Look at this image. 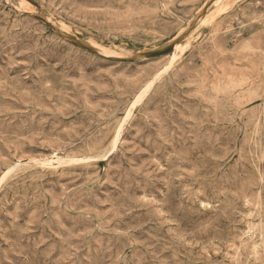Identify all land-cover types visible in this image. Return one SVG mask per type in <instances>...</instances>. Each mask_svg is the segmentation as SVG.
Masks as SVG:
<instances>
[{
	"label": "rangeland",
	"instance_id": "obj_1",
	"mask_svg": "<svg viewBox=\"0 0 264 264\" xmlns=\"http://www.w3.org/2000/svg\"><path fill=\"white\" fill-rule=\"evenodd\" d=\"M15 1L0 264H264V0Z\"/></svg>",
	"mask_w": 264,
	"mask_h": 264
},
{
	"label": "bare ground",
	"instance_id": "obj_2",
	"mask_svg": "<svg viewBox=\"0 0 264 264\" xmlns=\"http://www.w3.org/2000/svg\"><path fill=\"white\" fill-rule=\"evenodd\" d=\"M13 3H16V1L15 0H11ZM147 1V0H146ZM165 1V0H164ZM135 2V1H134ZM150 3V2H149ZM166 3V2H165ZM155 4V3H154ZM129 5V4H128ZM137 5H138V3H137ZM151 5V4H150ZM139 6V5H138ZM153 6V5H152ZM156 6V5H155ZM157 6H158V4H157ZM157 6H156V8H157ZM133 7H135V6H133ZM173 8V7H172ZM130 9V8H129ZM142 9V8H141ZM144 10V9H143ZM142 10V11H143ZM131 11H133V10H131ZM136 12V11H135ZM144 12V11H143ZM126 13H127V11H126ZM133 13V12H132ZM125 14V13H124ZM140 14H141V11H140ZM120 15V14H119ZM42 17V16H41ZM47 20H48V18H47ZM45 22V21H44ZM48 23V22H47ZM66 31V30H65ZM71 39V38H70ZM76 40V39H75ZM82 41V40H81ZM173 76V75H172ZM180 78V77H179ZM178 79V78H177ZM181 79V78H180ZM192 81V80H191ZM239 86V85H238ZM219 87V86H218ZM218 87H217V89H218ZM221 87V86H220ZM219 87V88H220ZM223 88V87H222ZM236 88V87H235ZM225 89V88H224ZM220 90V92H221V89H219ZM226 90V89H225ZM224 91V90H223ZM222 91V92H223ZM229 91V90H228ZM227 91V92H228ZM255 92V91H254ZM230 93V92H229ZM255 93H257V92H255ZM217 94H218V92H217ZM224 94H226L225 92H224ZM223 94V95H224ZM254 94V93H253ZM219 95H220V93H219ZM250 95V94H249ZM252 95V94H251ZM222 98V97H221ZM243 98V97H242ZM219 100H220V98H218ZM234 99V98H233ZM214 100V99H213ZM218 100V101H219ZM247 100H248V98H247ZM252 100V99H251ZM250 100V101H251ZM253 100H254V98H253ZM217 101V100H216ZM222 100H220V102H221ZM224 101V100H223ZM234 101V100H233ZM236 101V100H235ZM237 101H239L238 100V98H237ZM236 101V102H237ZM235 102V103H236ZM31 103H33V102H31ZM225 103V102H224ZM238 103V102H237ZM230 104V103H229ZM222 106H223V103H222ZM221 106V107H222ZM233 106H234V104H233ZM240 106V105H239ZM238 106V107H239ZM217 107V106H216ZM215 107V108H216ZM225 107V106H224ZM115 108V107H114ZM61 109H63V108H61ZM227 109V108H226ZM252 109H253V107H252ZM222 110H223V108H222ZM219 111V110H218ZM73 112V111H72ZM226 112H227V110H226ZM69 113V112H68ZM237 113V112H236ZM257 113V112H256ZM64 114V113H63ZM234 114V113H233ZM216 114H214V116H215ZM226 116H227V114H225ZM236 115V114H235ZM259 115V114H258ZM213 116V115H212ZM228 116H230V115H228ZM220 117H222V116H220ZM85 119V118H84ZM231 119H234V118H232L231 117ZM246 119V118H245ZM264 119V118H263ZM88 120H90V119H88ZM209 120H211V119H209ZM219 120V119H218ZM227 120H228V118H227ZM83 121V120H82ZM85 121V120H84ZM87 121V120H86ZM91 121V120H90ZM112 121V120H111ZM233 121V120H232ZM218 122V121H217ZM234 122V121H233ZM259 122V121H258ZM83 123V122H82ZM207 123H208V120H207ZM221 123V122H220ZM222 123H223V121H222ZM260 123V122H259ZM85 124V123H84ZM90 124V123H89ZM228 124V123H227ZM95 125V124H94ZM222 125V124H221ZM224 125V124H223ZM222 125V126H223ZM88 126V125H87ZM97 126V125H96ZM95 126V127H96ZM213 126V125H212ZM251 125H249V128H251L250 127ZM231 127V126H230ZM237 127V126H236ZM256 127V126H255ZM260 127V126H259ZM262 127V126H261ZM260 127V128H261ZM90 128V127H89ZM219 128V127H218ZM245 128V127H244ZM257 128V127H256ZM108 129V128H107ZM217 129V128H216ZM253 129H255V128H253ZM72 130H75V129H72ZM80 130H81V128H80ZM119 130V129H118ZM219 130V129H218ZM251 130H252V128H251ZM257 130V129H256ZM83 131V130H82ZM93 131V130H92ZM105 131H107V130H105ZM121 131V130H120ZM211 132H212V130H210ZM221 132H223L222 130H220ZM81 132V131H80ZM228 132V131H227ZM244 132H245V130H244ZM250 132V131H249ZM257 132V131H256ZM73 133V132H72ZM247 133V132H246ZM245 133V134H246ZM262 133H263V131H262ZM99 134V133H98ZM254 134V133H253ZM84 135V134H83ZM248 135V134H247ZM250 136H251V134H249ZM259 135V134H258ZM70 137H71V135H69ZM73 136V135H72ZM80 136V135H79ZM79 136H77V137H79ZM117 136V135H116ZM254 136V135H253ZM256 136V135H255ZM260 136H263V135H260ZM102 137V136H101ZM118 137V136H117ZM224 137V136H223ZM84 138V137H83ZM221 138V137H220ZM231 138H232V136H231ZM235 138V137H234ZM246 138V137H245ZM244 138V139H245ZM73 139H75V138H73ZM80 139V138H79ZM94 139V138H93ZM118 139V138H117ZM117 139H115V141L117 140ZM252 139H254V137L252 138ZM262 139L264 140V138L262 137ZM227 140H229V139H227ZM256 140V139H255ZM252 141V140H251ZM231 141H229V143H230ZM262 142V141H261ZM87 143V142H86ZM243 143V142H242ZM60 144V143H59ZM114 144V143H113ZM248 144V143H247ZM260 144V143H259ZM58 145V144H57ZM61 145H62V143H61ZM71 145V144H70ZM82 145V144H81ZM228 145V144H227ZM256 145V144H255ZM69 146V145H68ZM114 146H115V144H114ZM240 146H242V145H240ZM83 147V146H82ZM73 148H74V146H73ZM115 148H116V146H115ZM75 149V148H74ZM114 149V148H113ZM259 149V148H258ZM252 151V150H251ZM258 151H260V150H258ZM204 152V151H203ZM230 152V151H229ZM205 154V153H204ZM259 154V153H258ZM63 156V155H62ZM260 156V155H259ZM202 157V156H201ZM201 157H199V158H201ZM263 157V156H262ZM57 158V157H56ZM198 158V159H199ZM264 159V158H263ZM58 160V159H57ZM62 160V159H61ZM205 160V159H204ZM235 161V160H234ZM68 162V161H67ZM71 163H73L72 161H70ZM69 162V163H70ZM75 162V161H74ZM201 164V163H200ZM42 165V164H41ZM52 166V165H51ZM104 166V165H103ZM202 166H203V164H202ZM259 166V165H258ZM197 168V167H196ZM256 168V167H255ZM258 168V167H257ZM263 169V168H262ZM260 170V169H259ZM258 172V171H257ZM257 174V173H256ZM259 176V175H258ZM264 177V176H263ZM261 178V177H260ZM193 179H194V177H193ZM264 179V178H263ZM263 179H262V181H263ZM4 180V179H3ZM84 181V180H83ZM191 181V180H190ZM261 181V182H262ZM260 182V181H259ZM193 183V182H192ZM239 184V183H238ZM260 184H262V183H260ZM189 185V184H188ZM263 187V186H262ZM48 188V187H47ZM244 188V187H243ZM246 189V188H245ZM244 189V190H245ZM23 190V189H22ZM235 190V189H234ZM247 190V189H246ZM19 191V190H18ZM24 191V190H23ZM243 190H241V192H242ZM260 191H263V190H260ZM33 192V191H32ZM264 192V191H263ZM53 193H55V192H53ZM258 193V192H257ZM18 194H19V192H18ZM53 195V194H52ZM252 195V194H251ZM260 195V194H259ZM59 196V195H58ZM42 197H44V196H42ZM57 197V196H56ZM82 197V196H81ZM264 197V196H263ZM26 198H28V197H26ZM38 198H39V196H38ZM50 198V197H49ZM58 198V197H57ZM259 198V197H258ZM54 199V198H53ZM261 199V198H260ZM21 200V199H20ZM34 200V199H33ZM45 200V199H44ZM249 200H251V199H249ZM253 200V199H252ZM22 201H23V198H22ZM57 201V200H56ZM211 201V200H210ZM262 201V200H261ZM264 201V200H263ZM27 202H29V200L27 201ZM55 202V201H54ZM71 202H73V201H71ZM83 202V201H82ZM254 202V201H253ZM25 203V202H24ZM74 203V202H73ZM54 204H56V203H54ZM71 204V203H70ZM212 204V203H211ZM35 205V204H34ZM45 205H46V202H45ZM51 205V204H50ZM73 205V204H72ZM78 205V204H77ZM257 205V204H256ZM33 206V205H32ZM38 206V205H37ZM42 206V205H41ZM74 206V205H73ZM79 206V205H78ZM80 207V206H79ZM255 207V206H254ZM179 208V207H178ZM262 208H264V207H262ZM78 209V208H77ZM58 210H60L59 208H58ZM76 210V209H75ZM178 212H180V211H178ZM37 213H38V211H37ZM41 214H42V212H41ZM50 214V213H49ZM56 214H57V212H56ZM58 215V214H57ZM252 215V214H251ZM51 216V215H50ZM193 216V215H192ZM58 217V216H57ZM59 217H61V216H59ZM50 218V217H49ZM48 218V219H49ZM99 218H100V215H99ZM250 218V217H249ZM254 218V217H253ZM252 218V219H253ZM256 218V217H255ZM262 219V218H261ZM260 219V220H261ZM51 220V219H50ZM54 220V219H53ZM56 220V219H55ZM66 220V219H65ZM263 220V219H262ZM261 220V221H262ZM57 221V220H56ZM58 222V221H57ZM264 222V221H263ZM63 223V222H62ZM101 223V222H100ZM261 223V222H260ZM46 224H48V223H46ZM49 224H50V222H49ZM49 224H48V226H49ZM52 224V223H51ZM58 224V223H57ZM61 224V223H60ZM261 226V225H260ZM46 229V228H45ZM52 229V228H51ZM258 230H259V228H258ZM45 231V230H44ZM49 231V230H48ZM46 232V231H45ZM252 234V233H251ZM247 238V237H246ZM247 240V239H246ZM250 240H251V238H250ZM249 241V240H248ZM253 241V240H252ZM128 242V241H127ZM254 242V241H253ZM239 243V242H238ZM126 244V243H125ZM250 244V243H249ZM66 245V244H65ZM121 245V244H120ZM125 246V245H124ZM260 247V246H259ZM233 249V248H232ZM253 250H254V248H253ZM246 251V250H245ZM237 252V251H236ZM133 254V253H132ZM236 255V254H235ZM126 259V258H125ZM209 259V258H208ZM211 260V259H210ZM38 261L39 260H37V264H38ZM125 261V260H124ZM209 261V260H208ZM221 261V260H220ZM212 263V262H211ZM221 263V262H220ZM220 263H218V264H220ZM44 264V263H43Z\"/></svg>",
	"mask_w": 264,
	"mask_h": 264
}]
</instances>
